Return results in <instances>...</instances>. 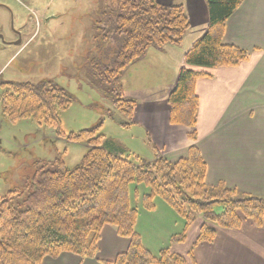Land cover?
Returning <instances> with one entry per match:
<instances>
[{"label":"trees","instance_id":"trees-1","mask_svg":"<svg viewBox=\"0 0 264 264\" xmlns=\"http://www.w3.org/2000/svg\"><path fill=\"white\" fill-rule=\"evenodd\" d=\"M243 1L206 0L208 27L186 52L169 93V122L190 128L192 142L198 139L197 80L210 76L207 69L237 66L249 57V51L223 42L227 21ZM111 3L116 8L111 32L119 46L111 62L94 66V74L110 86L116 106L131 117L136 102L124 94V72L151 48L182 44L191 22L181 3ZM7 85L10 90L1 95L6 119L29 118L53 126L60 136L85 143L88 151L74 168L59 158L50 163L56 166L54 170L42 169L40 176L27 178L24 188L0 196V264H43L46 257L65 252L94 258L107 224L117 226L119 234L130 239V246L115 261L104 264H187L188 257L169 248L154 256L144 247L135 229L139 209L130 200V186L135 183L150 189L142 199L145 208L153 209L154 199L159 197L185 219V231L173 236V243L184 241L187 229L199 217L203 222L196 245L215 239L216 227L236 229L245 220L264 226V196H239L236 190L208 185L207 163L196 145L190 147L187 157L174 162L160 155L154 160L125 155L120 147L102 145L101 125L70 134L62 131L60 114L71 104L65 89L53 84ZM219 205L221 213L215 211Z\"/></svg>","mask_w":264,"mask_h":264},{"label":"crops","instance_id":"crops-1","mask_svg":"<svg viewBox=\"0 0 264 264\" xmlns=\"http://www.w3.org/2000/svg\"><path fill=\"white\" fill-rule=\"evenodd\" d=\"M160 1L183 4L191 28L182 44L149 49L129 67L132 69H127L128 76H122L124 94L125 81H129L126 78H133L132 83L139 88L138 79L164 82L159 93L156 88L150 91L157 98L146 95L142 105L141 125L155 150L154 158L145 159L154 160L160 155L174 162L187 157L190 147L196 145L207 163L208 185L236 190L239 196H264V0H244L226 24L223 42L249 51L248 59L233 67L207 69L210 76L197 80L200 103L196 142L188 137L190 128L169 122L168 96L186 52L208 27L207 3ZM147 194L150 189L139 192L137 188L134 195L130 191V200L131 206L139 209L135 229L144 247L154 256L169 248L174 254L188 257L187 264H264V226L245 220L236 229L216 227L215 239L196 245L203 222L199 217L187 229L185 240L173 243L172 237L185 231V219L159 197L154 199L153 209L145 208L142 199ZM129 246L130 239L121 236L117 226L107 224L101 231L96 257L83 258L65 252L46 257L43 264H104L115 261Z\"/></svg>","mask_w":264,"mask_h":264},{"label":"rangeland","instance_id":"rangeland-1","mask_svg":"<svg viewBox=\"0 0 264 264\" xmlns=\"http://www.w3.org/2000/svg\"><path fill=\"white\" fill-rule=\"evenodd\" d=\"M115 10L111 0H0V196L24 188L27 178L40 176L42 169L54 170L50 163L59 158L74 168L88 151L85 143L60 136L53 126L29 118L6 119L1 95L10 90L9 82L65 89L71 100L60 114L65 134L101 125L102 145L154 158L141 112L145 96L157 98L150 91L159 93L164 82L138 79L139 88L133 78H126L125 96L136 102L129 117L116 106L110 86L94 74V66L111 62L119 46L111 32ZM137 188L148 190L131 184V195ZM215 211L221 213L223 207Z\"/></svg>","mask_w":264,"mask_h":264}]
</instances>
